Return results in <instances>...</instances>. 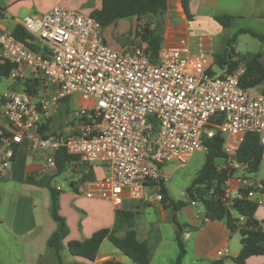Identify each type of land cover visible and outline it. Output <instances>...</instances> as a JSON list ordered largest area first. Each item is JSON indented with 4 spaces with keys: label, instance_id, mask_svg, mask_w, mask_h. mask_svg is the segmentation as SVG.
I'll return each instance as SVG.
<instances>
[{
    "label": "built area",
    "instance_id": "2783aa9c",
    "mask_svg": "<svg viewBox=\"0 0 264 264\" xmlns=\"http://www.w3.org/2000/svg\"><path fill=\"white\" fill-rule=\"evenodd\" d=\"M21 26L31 37L27 43L40 51L0 30V65L10 66L12 82H43L45 94H0V180L26 143L31 154L43 155L41 173L56 170L59 151L103 168L102 179L80 190L87 198L118 208L125 198L141 201L149 191L162 203L160 187L168 178L162 167L184 166L195 152L205 153L204 139L219 133L226 166L237 172L241 165L234 156L244 137L257 134L264 144V89L250 94L241 87L242 63L229 71V64L219 65L211 53L185 43L162 44L156 62L140 42L117 51L90 15L60 6L23 19ZM72 96L85 104L71 112L63 130L41 132ZM262 190V181L236 173L215 199L228 210L242 200L261 206ZM226 254L220 250L217 257Z\"/></svg>",
    "mask_w": 264,
    "mask_h": 264
},
{
    "label": "crops",
    "instance_id": "0c3cea01",
    "mask_svg": "<svg viewBox=\"0 0 264 264\" xmlns=\"http://www.w3.org/2000/svg\"><path fill=\"white\" fill-rule=\"evenodd\" d=\"M182 1L167 0L163 46L173 48L185 43L192 51L202 49L211 53L213 57L220 55L215 54L212 34L199 33L200 30H192L190 27L196 18L200 16L209 26V30L212 29L218 33L227 30L220 27L213 20V17L219 14L210 13L217 7L219 0H186L190 19L183 10ZM56 6L90 15L92 11L101 8V0H0V30L12 34L17 26H21L23 19L40 17ZM201 7L208 9L199 14L202 12ZM248 7H250V10H248ZM229 9L221 14L239 17L237 20L253 19L256 25L264 29V0H246L245 9L234 5H231ZM176 15L180 20L174 22ZM239 29L252 30L241 27L236 29L234 33ZM238 38L239 36L235 44H237ZM139 42L137 38L135 43ZM262 44L264 46V43ZM258 52L262 55L261 61L264 65V47ZM263 87L264 84L258 88V91L261 92ZM56 118L48 119L43 125V127L47 126L49 129L48 134L60 133L70 120L60 119L58 115ZM68 165L75 166L74 173L80 174V178L78 181L70 183L71 191L67 194H62L61 188L59 191L61 192L59 213L65 218L69 229V233L64 239L65 245L70 241L87 239L98 230L113 228L117 225L115 210L124 209L135 213L133 228L137 240L147 244L149 250L147 264H153L154 257L160 259L157 264H170L175 259L177 249H172L175 226L171 221L172 210L170 207H166L169 205L170 200H167L166 206L158 203L159 210L157 212L148 213L146 209H155L157 202L151 194L147 193L141 201H132L125 198L118 208L110 201L96 197L87 198L80 190L82 189L84 192L90 190L92 182L104 177V169L85 164L80 160ZM44 167L43 155L31 154L26 143H23L18 147L14 161L6 171L5 177L0 180L8 181L0 187V243L7 252V255L3 257L8 258V264L55 263V254L47 247V240L56 229V225L51 220L48 211L50 204L49 192L46 188L28 184L24 181L29 176L42 178L56 173V170L50 173H41ZM86 175L88 178L82 180ZM12 182L19 184L20 194L16 196L13 195L11 190ZM26 193L31 195L26 196ZM263 196L264 194L262 195L263 204L258 206L255 219L264 232ZM195 205H186L176 214L179 223L182 216L185 218V222L180 223L184 226L182 241L186 250L183 264H207L210 261L217 260H222L223 264H235L232 258L236 257L241 250L240 241L235 234L237 232L231 233L223 221L208 220L205 217L203 208L202 211L197 210L193 208ZM201 215L204 216L203 219ZM169 224L173 226V229H170V234L165 235L163 227ZM191 228L195 229L191 230ZM117 235L122 237L124 231H119ZM220 250L227 251L223 258L217 257V252ZM62 254L68 256V259L65 262L63 261L64 264H102L108 260H115L121 264H135L119 252L108 240L102 242L97 256L92 262L72 257L66 249L61 253V256ZM0 264L7 263L4 262V259H1ZM245 264H264V255L251 256L246 259Z\"/></svg>",
    "mask_w": 264,
    "mask_h": 264
},
{
    "label": "trees",
    "instance_id": "16d2710c",
    "mask_svg": "<svg viewBox=\"0 0 264 264\" xmlns=\"http://www.w3.org/2000/svg\"><path fill=\"white\" fill-rule=\"evenodd\" d=\"M185 14L190 19L187 1H182ZM167 9V0H101V8L90 13L95 21L99 23L102 29L115 25L118 21L124 19H135L136 26L134 37L139 39L141 44H145V51L151 59L156 62L159 51L163 43L164 18ZM239 17L229 14H219L213 17V20L223 29H229ZM144 22L143 25L141 23ZM249 35L260 43H264V35L248 29H239L232 34L226 41L224 53L215 55L214 60L217 64H229V71L236 69L238 64L244 66V74L240 78L242 88L251 90L259 88L264 84V65L261 61V53L250 54L248 56H237L234 51V45L237 37L240 35ZM12 35L18 40L25 42L27 47L34 51H40L38 47L28 44L27 40L31 37L21 26H17ZM135 43L132 41L131 44ZM9 65H0V79H9ZM39 80H25L13 83L12 89L20 88L23 92L30 95L38 93L40 86ZM264 89V87H263ZM69 98L63 99L61 105L66 110ZM217 122H220V118ZM41 132L47 133V126L40 128ZM53 134V133H52ZM223 137L216 133L213 138L204 139L206 147L205 159L201 169L197 172L191 184L185 190V196L188 198V204H200L204 210L205 217L211 221H223L231 233H239L241 250L239 254L232 258L235 264H245L247 258L251 256L264 255V232L255 219V212L258 205L249 200L237 201L231 210L215 199V195L220 193L221 186L229 177L236 174L237 170L227 168V157L222 151ZM264 157V147L259 141L257 134H248L237 150L234 161L241 165L240 172L246 175L256 174ZM79 161L76 156L67 155L64 151H59L55 155L56 173L52 176L37 178L36 176L27 177L25 183L38 187L46 188L49 192V215L56 225L53 234L47 240V247L55 254L54 264H64L61 253L66 249L67 252L76 258L87 261H94L97 252L104 240H108L119 252L129 258L135 264H147L149 250L145 242H140L136 238L133 228L134 214L132 211L116 209L115 215L117 225L111 229H101L93 233L89 238L82 241H70L66 245L64 239L69 233L67 223L64 217L59 213L60 192L51 185V180L61 175L68 164ZM87 175L82 180L87 179ZM264 194V181H262ZM165 185H161L160 193L163 195L162 204L166 206L168 199L165 191ZM211 191L214 193L210 194ZM186 203L173 202L169 205L172 210L171 221L175 226L174 243L177 253L175 259L170 264H183L186 256V250L182 241L184 226L177 221V212H179ZM239 217L243 218L241 222ZM195 228H191L194 230ZM119 231H124V235L119 237ZM102 264H121L115 260H108ZM207 264H223L222 260L210 261Z\"/></svg>",
    "mask_w": 264,
    "mask_h": 264
},
{
    "label": "rangeland",
    "instance_id": "374dc122",
    "mask_svg": "<svg viewBox=\"0 0 264 264\" xmlns=\"http://www.w3.org/2000/svg\"><path fill=\"white\" fill-rule=\"evenodd\" d=\"M245 1L246 0H219L217 7L213 11H209L213 14H221L225 13V11L230 10L229 7L231 5H234L235 7H241L245 9ZM208 8L201 7L202 12L199 14L204 13ZM248 10H250V7H248ZM180 18L176 15L174 18V22L179 21ZM144 22L141 23L143 25ZM136 26V20L135 19H124L118 21L115 25L106 27L103 29V36L106 39L107 44L112 47L114 50L117 51H123L127 50L129 46L131 45L132 41H135L136 38L134 37V31ZM192 30H200L199 33H208L212 34L213 40H214V51L215 54H222L225 51L226 48V41L227 39L234 34L235 30L241 27L249 28L254 30L255 32L264 34V29L260 27L259 25H256L253 19L247 18L246 20H237L234 22L232 27L230 29L224 30L223 32H216L212 29L209 30V26L206 25V22L202 17L196 18L194 23L190 26ZM198 33V34H199ZM263 44L260 43L255 38H252L251 36L245 34L241 35L238 38L237 44L234 46V50L236 51L237 56H248L250 54H254L258 52L259 50L263 49ZM12 82L9 79L2 78L0 79V94L12 90ZM17 90H20V88H16ZM44 89V83L40 82V86L38 87V93L39 95H44L45 92ZM258 91V88L249 90L250 94L256 93ZM85 103L83 101H80V99L76 96H73L68 101V107L69 110H66L64 105H60L59 111L56 115H54L53 118L57 119V115L60 116V119H70L71 112L73 110L79 109L81 106H83ZM205 159V153L203 151H198L193 154L191 159L188 161V163L184 166H180L179 164L169 162L165 164L162 169L167 175V180L165 183V191L166 195L169 200L173 202H183L187 205L189 200L185 196V190L186 188L191 184L192 180L195 178L197 172L201 169ZM75 166L72 167L71 165H68L66 170L58 176H55L51 180V185L55 188L56 186H59L62 189V194H67L71 191L70 183L72 181H78L80 178V174L74 173ZM239 174H243L240 171L236 172ZM247 178H251L256 181H264V157L260 164L259 170L256 174H244ZM8 182V181H7ZM6 181H0V187H2L4 184L7 183ZM12 193L14 196L20 194L19 192V184L17 182H12ZM25 194V193H24ZM61 194V192H60ZM147 194H151L149 191ZM31 194L26 193V196H30ZM152 198L154 199V194H151ZM264 201V196H263ZM197 210L202 211V206L200 204H196L195 207ZM159 210V204L157 203L155 205V209H146V212L152 213L157 212ZM185 218L182 216L180 218V223H184ZM173 229V226L170 224L163 227L164 234L168 235L171 233L170 229ZM237 239L240 241L241 237L238 233H235ZM176 249V245L172 244V249ZM7 252L3 248L2 244L0 243V262L1 259H4V262L7 264L8 258L3 257L6 256ZM62 259L65 262L68 259V256L62 254ZM188 259V258H186ZM130 261V260H129ZM160 261L158 257H154L152 260L153 264H157ZM202 264V263H199Z\"/></svg>",
    "mask_w": 264,
    "mask_h": 264
},
{
    "label": "water",
    "instance_id": "95a60500",
    "mask_svg": "<svg viewBox=\"0 0 264 264\" xmlns=\"http://www.w3.org/2000/svg\"><path fill=\"white\" fill-rule=\"evenodd\" d=\"M201 217H202V219L204 218V216H203V215H201Z\"/></svg>",
    "mask_w": 264,
    "mask_h": 264
}]
</instances>
